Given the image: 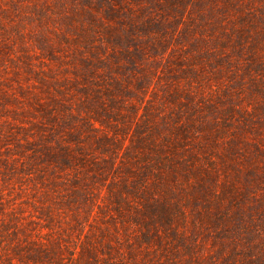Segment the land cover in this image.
<instances>
[{
    "label": "rangeland",
    "instance_id": "1",
    "mask_svg": "<svg viewBox=\"0 0 264 264\" xmlns=\"http://www.w3.org/2000/svg\"><path fill=\"white\" fill-rule=\"evenodd\" d=\"M38 246L264 264V0H0V255Z\"/></svg>",
    "mask_w": 264,
    "mask_h": 264
},
{
    "label": "trees",
    "instance_id": "2",
    "mask_svg": "<svg viewBox=\"0 0 264 264\" xmlns=\"http://www.w3.org/2000/svg\"><path fill=\"white\" fill-rule=\"evenodd\" d=\"M14 250H16V248ZM15 253L17 255V259L15 260L13 259V255L1 254L0 264H69L67 262L70 260V264H122V262H115L110 256L99 258L96 257V255H89V257L83 258L82 254L75 258L68 257V259L65 260L60 253H55V248L53 250H48L41 246H38L36 249L26 254L20 252Z\"/></svg>",
    "mask_w": 264,
    "mask_h": 264
}]
</instances>
